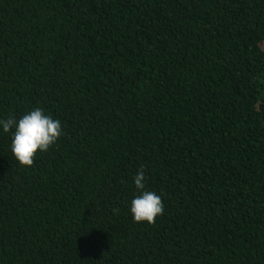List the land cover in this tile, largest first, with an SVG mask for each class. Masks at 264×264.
Wrapping results in <instances>:
<instances>
[{"label":"trees","instance_id":"16d2710c","mask_svg":"<svg viewBox=\"0 0 264 264\" xmlns=\"http://www.w3.org/2000/svg\"><path fill=\"white\" fill-rule=\"evenodd\" d=\"M36 107L62 135L21 167L0 132V264H264V0H0V118Z\"/></svg>","mask_w":264,"mask_h":264},{"label":"clouds","instance_id":"9594fccd","mask_svg":"<svg viewBox=\"0 0 264 264\" xmlns=\"http://www.w3.org/2000/svg\"><path fill=\"white\" fill-rule=\"evenodd\" d=\"M0 132L11 133L10 151L14 160L21 167H31L34 157L39 152H46L62 135L61 122L46 115L42 108L36 107L15 117L0 118ZM143 167L133 177L138 193L129 203L128 211L134 223L154 222L164 211L161 197L154 191L146 189ZM118 211L114 209V212Z\"/></svg>","mask_w":264,"mask_h":264}]
</instances>
